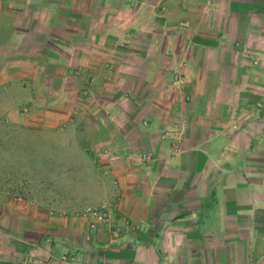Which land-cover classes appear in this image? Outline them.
<instances>
[{
    "label": "crops",
    "instance_id": "1",
    "mask_svg": "<svg viewBox=\"0 0 264 264\" xmlns=\"http://www.w3.org/2000/svg\"><path fill=\"white\" fill-rule=\"evenodd\" d=\"M0 18L30 50L18 66L41 60L68 92L95 80L89 200H117L131 226L116 244L74 227L64 264H264V0H0ZM35 207L19 261L0 264L57 253L41 241L65 229Z\"/></svg>",
    "mask_w": 264,
    "mask_h": 264
},
{
    "label": "rangeland",
    "instance_id": "2",
    "mask_svg": "<svg viewBox=\"0 0 264 264\" xmlns=\"http://www.w3.org/2000/svg\"><path fill=\"white\" fill-rule=\"evenodd\" d=\"M13 35V29L0 28V191L7 194V201L0 196V263L19 261L25 241L16 233L29 207L36 204V209L41 206L40 213H52L56 225L65 230L42 238L41 244L56 245L57 253L52 258L33 254L26 260L31 264L35 259L43 264H64L77 257L62 247L73 238L74 227L88 226L89 240L95 241L104 233L108 244H116L131 221L119 215L117 200L101 204L89 200L90 194L98 193L95 184L89 182L96 181L100 173L91 171L90 166L101 164L96 146L102 113L95 105L98 98L91 93L93 87L88 90L95 80L88 85L79 75L75 82L71 80L73 91L68 92L62 90L61 71H50L41 60L27 59L26 66H18L17 58L24 49L12 45ZM40 47L36 55L40 50L43 54L51 51L50 45ZM29 51L26 49L27 56ZM32 53L31 57L35 56ZM7 84H25L29 89L7 90ZM21 113L24 122L10 119ZM50 201L52 208L47 205ZM6 228L13 233L2 236ZM86 263L92 260L88 258Z\"/></svg>",
    "mask_w": 264,
    "mask_h": 264
}]
</instances>
